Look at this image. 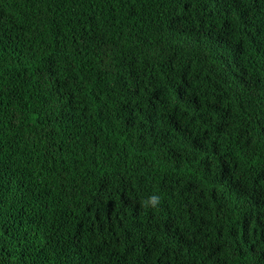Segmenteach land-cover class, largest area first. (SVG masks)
<instances>
[{
  "label": "trees",
  "instance_id": "trees-1",
  "mask_svg": "<svg viewBox=\"0 0 264 264\" xmlns=\"http://www.w3.org/2000/svg\"><path fill=\"white\" fill-rule=\"evenodd\" d=\"M0 264H264V0H0Z\"/></svg>",
  "mask_w": 264,
  "mask_h": 264
}]
</instances>
